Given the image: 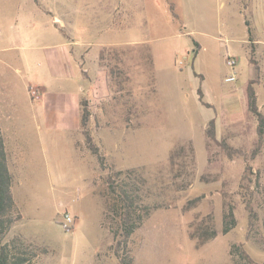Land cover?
<instances>
[{
  "label": "rangeland",
  "instance_id": "obj_1",
  "mask_svg": "<svg viewBox=\"0 0 264 264\" xmlns=\"http://www.w3.org/2000/svg\"><path fill=\"white\" fill-rule=\"evenodd\" d=\"M250 83L264 114V0H0V105L15 116L22 212L6 239L29 244L28 264H118L107 176L139 168L143 198L161 206L127 238L135 264H235L233 243L263 263L264 137ZM43 90L80 93L77 128L35 122ZM226 204L237 225L198 246L192 223L212 214L221 230Z\"/></svg>",
  "mask_w": 264,
  "mask_h": 264
},
{
  "label": "trees",
  "instance_id": "obj_2",
  "mask_svg": "<svg viewBox=\"0 0 264 264\" xmlns=\"http://www.w3.org/2000/svg\"><path fill=\"white\" fill-rule=\"evenodd\" d=\"M199 94L202 101L201 89H199ZM247 96L249 109L258 118V143L261 145L264 137V114L259 110L256 92L251 83L247 86ZM88 116L89 112L84 109L81 116L83 126L86 125ZM209 125L210 127L206 131L207 137L215 140L214 120H210ZM86 139L89 148L98 155L100 163L103 164V156L94 145L90 134H86ZM123 173V170H118L109 173L107 176L108 191L111 196L110 209L115 210L117 213L121 229V238H118L116 242L118 264H135L131 251L125 248L127 246V238L137 228L142 226L153 210L161 206V203L146 201L143 198L145 178L139 168L127 170L128 180L120 177ZM13 185L14 174L9 168L5 135L0 122V264H28L36 255L29 244L21 236L6 239L14 224L22 218L20 206L15 199ZM194 202L192 200L185 208L189 209ZM225 206L221 230L215 225L212 214H207L192 223L190 236L196 240L198 246L216 237L220 231L228 233L237 225V217L233 205L226 204ZM250 214V224L252 226L257 214L252 210ZM253 216L254 219H252ZM230 254L235 264H264V262L255 261L246 251L243 243H233L230 248Z\"/></svg>",
  "mask_w": 264,
  "mask_h": 264
},
{
  "label": "crops",
  "instance_id": "obj_3",
  "mask_svg": "<svg viewBox=\"0 0 264 264\" xmlns=\"http://www.w3.org/2000/svg\"><path fill=\"white\" fill-rule=\"evenodd\" d=\"M51 60H53L54 63L57 62L56 56L54 54L51 56ZM62 74H64L66 77H74L66 74L65 72ZM31 84L33 83L28 82L27 86ZM37 85L43 88L42 84ZM42 95L43 97L41 99H37L39 101V106H36V108L41 110L40 119H37L38 116L35 114L33 116V119H35L36 123L38 122V125H40L41 121L46 127L51 129L65 128L70 130H73L79 126L80 93L78 91L72 90L68 92L46 93L43 90ZM8 108L9 105L8 107H3L2 104L0 105V122L5 135L9 168L11 172H13L11 166L12 154L8 145L13 142L17 143L18 135L17 132L11 127L12 122L9 121L15 118V116L13 115L12 111H8ZM15 121L13 120V122Z\"/></svg>",
  "mask_w": 264,
  "mask_h": 264
},
{
  "label": "built area",
  "instance_id": "obj_4",
  "mask_svg": "<svg viewBox=\"0 0 264 264\" xmlns=\"http://www.w3.org/2000/svg\"><path fill=\"white\" fill-rule=\"evenodd\" d=\"M228 64L231 67H234L235 59L229 58ZM235 79H236V76L233 73L231 75H229L228 78H227L228 81H234ZM63 221H64L65 226H67V225L73 224L74 218H73V216L71 214L64 213L63 214Z\"/></svg>",
  "mask_w": 264,
  "mask_h": 264
}]
</instances>
